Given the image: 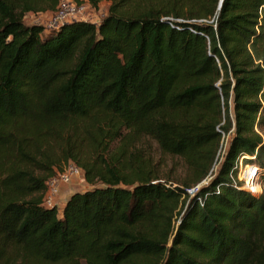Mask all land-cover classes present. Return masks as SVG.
Masks as SVG:
<instances>
[{
  "label": "trees",
  "instance_id": "obj_1",
  "mask_svg": "<svg viewBox=\"0 0 264 264\" xmlns=\"http://www.w3.org/2000/svg\"><path fill=\"white\" fill-rule=\"evenodd\" d=\"M219 1L0 0V264H264V0ZM68 163L91 189L45 207Z\"/></svg>",
  "mask_w": 264,
  "mask_h": 264
},
{
  "label": "built area",
  "instance_id": "obj_2",
  "mask_svg": "<svg viewBox=\"0 0 264 264\" xmlns=\"http://www.w3.org/2000/svg\"><path fill=\"white\" fill-rule=\"evenodd\" d=\"M89 9L86 3H75L72 0H59L55 11L50 14L46 22L42 25L46 31H50L56 30L64 24L76 21L91 22L93 24L99 23V20L89 12ZM38 24L40 23L38 22ZM80 179H82V172L78 167L72 163L65 165L61 172H58L47 181L43 199L44 206L48 208L56 206L54 200L58 197L60 187L70 186L76 180ZM208 180L205 179L196 186L186 189V194L189 197H193Z\"/></svg>",
  "mask_w": 264,
  "mask_h": 264
},
{
  "label": "rangeland",
  "instance_id": "obj_3",
  "mask_svg": "<svg viewBox=\"0 0 264 264\" xmlns=\"http://www.w3.org/2000/svg\"><path fill=\"white\" fill-rule=\"evenodd\" d=\"M88 6H89V12L99 21L106 15L107 9L109 7L110 4V0H100L97 7H92L89 4V1H84ZM53 12H44V13H30L26 15V19L24 20V23L26 25H30V24H35V23H40V24H44L47 20V18L50 16V14H52ZM134 146H132V148H140V147H144L146 149V152L148 154H150L151 156H153L154 158H158L161 155L157 152L155 144L152 141L146 140V139H142L137 140L134 144ZM160 160L162 162H166L167 164H164V173L168 172L169 168H171L172 163L170 161V158L167 157H161ZM176 163V162H173ZM178 165V164H177ZM255 168V178L253 179V185L254 189H250L247 186V180L252 172V170ZM237 179L239 182L242 183L243 188L247 191H250L254 194L260 195L262 193V185H261V178L264 176V171H260L257 167L255 166H250V165H246L244 166L242 164V159H240L238 161L237 164ZM75 185H72V191H85L87 189H91L82 179L80 180H76V182L74 183ZM59 195V194H58ZM66 196H64L65 199ZM64 199L62 198L60 201L58 199V197H56V199L54 200V202L56 203V206L58 207V209H60V207L62 206V204L64 205ZM176 222V220H175Z\"/></svg>",
  "mask_w": 264,
  "mask_h": 264
},
{
  "label": "crops",
  "instance_id": "obj_4",
  "mask_svg": "<svg viewBox=\"0 0 264 264\" xmlns=\"http://www.w3.org/2000/svg\"><path fill=\"white\" fill-rule=\"evenodd\" d=\"M72 185H75V184H72ZM72 185L70 186H61L60 189H59V195H58V199L59 201L63 198L64 199V196L65 199H64V202H66V200L68 199V197L70 196L71 193H73L74 191H72ZM64 205L62 204V206L60 207V209L63 207Z\"/></svg>",
  "mask_w": 264,
  "mask_h": 264
},
{
  "label": "water",
  "instance_id": "obj_5",
  "mask_svg": "<svg viewBox=\"0 0 264 264\" xmlns=\"http://www.w3.org/2000/svg\"><path fill=\"white\" fill-rule=\"evenodd\" d=\"M221 3H222V0L219 1V4H218V9L220 8L221 6Z\"/></svg>",
  "mask_w": 264,
  "mask_h": 264
}]
</instances>
